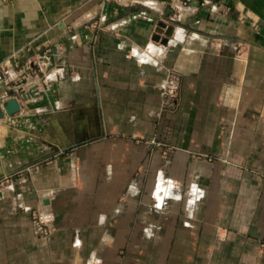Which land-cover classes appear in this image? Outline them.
<instances>
[{
	"label": "crops",
	"instance_id": "obj_1",
	"mask_svg": "<svg viewBox=\"0 0 264 264\" xmlns=\"http://www.w3.org/2000/svg\"><path fill=\"white\" fill-rule=\"evenodd\" d=\"M183 1L0 0V59L66 51L0 118V264H264V0Z\"/></svg>",
	"mask_w": 264,
	"mask_h": 264
},
{
	"label": "built area",
	"instance_id": "obj_2",
	"mask_svg": "<svg viewBox=\"0 0 264 264\" xmlns=\"http://www.w3.org/2000/svg\"><path fill=\"white\" fill-rule=\"evenodd\" d=\"M107 2L122 3L124 0H106ZM212 0H203V4ZM190 0H184L183 5H188ZM65 48L58 42L45 46L44 49L33 52L19 64L12 62V56L0 59V82L16 97L21 104L23 100L42 96L49 84L60 78L63 71L62 60ZM165 98V110L175 112L181 99V78L172 71L162 89ZM26 96V99L24 98ZM10 98V99H11ZM1 106L3 105L0 104ZM32 229L37 238L47 239L53 229L49 224L47 213L36 208L32 211Z\"/></svg>",
	"mask_w": 264,
	"mask_h": 264
},
{
	"label": "water",
	"instance_id": "obj_3",
	"mask_svg": "<svg viewBox=\"0 0 264 264\" xmlns=\"http://www.w3.org/2000/svg\"><path fill=\"white\" fill-rule=\"evenodd\" d=\"M24 98L26 99V96L24 95ZM21 110V104L19 103L18 99L16 97H13L6 102L3 103V105H0V118H3L5 114L13 115L18 113Z\"/></svg>",
	"mask_w": 264,
	"mask_h": 264
},
{
	"label": "rangeland",
	"instance_id": "obj_4",
	"mask_svg": "<svg viewBox=\"0 0 264 264\" xmlns=\"http://www.w3.org/2000/svg\"><path fill=\"white\" fill-rule=\"evenodd\" d=\"M8 184V179L4 178V179H0V190H2L5 186H7ZM155 194L157 195H162L163 194V189H159L157 191H155Z\"/></svg>",
	"mask_w": 264,
	"mask_h": 264
},
{
	"label": "bare ground",
	"instance_id": "obj_5",
	"mask_svg": "<svg viewBox=\"0 0 264 264\" xmlns=\"http://www.w3.org/2000/svg\"><path fill=\"white\" fill-rule=\"evenodd\" d=\"M49 85H50V84H49ZM30 99H34V98H29V100H30Z\"/></svg>",
	"mask_w": 264,
	"mask_h": 264
}]
</instances>
